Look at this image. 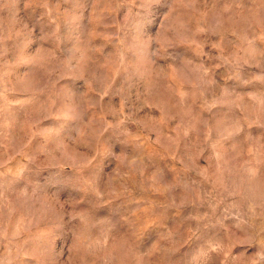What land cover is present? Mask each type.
I'll list each match as a JSON object with an SVG mask.
<instances>
[{
	"label": "rangeland",
	"instance_id": "374dc122",
	"mask_svg": "<svg viewBox=\"0 0 264 264\" xmlns=\"http://www.w3.org/2000/svg\"><path fill=\"white\" fill-rule=\"evenodd\" d=\"M0 264H264V0H0Z\"/></svg>",
	"mask_w": 264,
	"mask_h": 264
}]
</instances>
